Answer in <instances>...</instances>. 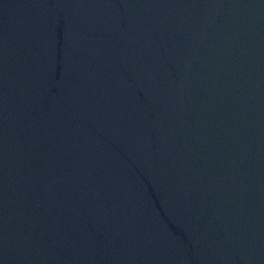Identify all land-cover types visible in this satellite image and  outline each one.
Returning a JSON list of instances; mask_svg holds the SVG:
<instances>
[{
    "label": "water",
    "instance_id": "95a60500",
    "mask_svg": "<svg viewBox=\"0 0 264 264\" xmlns=\"http://www.w3.org/2000/svg\"><path fill=\"white\" fill-rule=\"evenodd\" d=\"M0 264H264V0H0Z\"/></svg>",
    "mask_w": 264,
    "mask_h": 264
}]
</instances>
